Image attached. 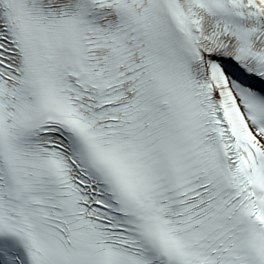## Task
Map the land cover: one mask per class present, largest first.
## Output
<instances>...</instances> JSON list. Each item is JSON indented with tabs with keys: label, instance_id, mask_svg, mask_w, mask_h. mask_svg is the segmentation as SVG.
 <instances>
[{
	"label": "snow or ice",
	"instance_id": "6c2138e0",
	"mask_svg": "<svg viewBox=\"0 0 264 264\" xmlns=\"http://www.w3.org/2000/svg\"><path fill=\"white\" fill-rule=\"evenodd\" d=\"M0 264H264V0H0Z\"/></svg>",
	"mask_w": 264,
	"mask_h": 264
}]
</instances>
